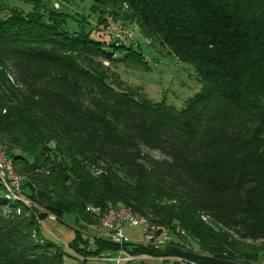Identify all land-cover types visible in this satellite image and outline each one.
I'll use <instances>...</instances> for the list:
<instances>
[{"label": "trees", "instance_id": "1", "mask_svg": "<svg viewBox=\"0 0 264 264\" xmlns=\"http://www.w3.org/2000/svg\"><path fill=\"white\" fill-rule=\"evenodd\" d=\"M30 1L32 12L0 17V145L30 202L0 182V264H63L44 221L97 223L89 204L178 227L175 245L124 246L171 258L161 264H255L264 256V0H91L86 16ZM107 16L135 22L191 65L201 89L175 108L123 88L110 64L144 66V52L105 33ZM67 18L80 29H64ZM93 243V256L119 247Z\"/></svg>", "mask_w": 264, "mask_h": 264}, {"label": "rangeland", "instance_id": "2", "mask_svg": "<svg viewBox=\"0 0 264 264\" xmlns=\"http://www.w3.org/2000/svg\"><path fill=\"white\" fill-rule=\"evenodd\" d=\"M41 1L42 9L64 10L65 8L67 11L85 16L89 13V6L91 4V0H70L69 2L59 0ZM33 6V2L30 0H0V17L7 16L9 9H16L28 14L33 11ZM123 7L125 8V5H123ZM107 17L110 18V24L116 25L117 28L126 33H130L134 39L133 43L142 47V51L144 52V66L136 61H131L132 63L128 62L129 66H126L123 62L110 64L112 70L116 72L120 79L119 82H121L120 84L123 88L127 90L133 89L139 97L148 98L151 101H164L175 108L182 107L188 98L192 97L201 89V83L192 66L188 63L179 61L174 55L169 53L166 48L154 46L151 38L142 33L135 22L126 21L124 24L120 19L115 20L112 16ZM87 19L90 20L91 25H95L96 18L93 14L87 17ZM62 25L64 29L70 32L80 29L78 23L71 18H67ZM84 25L87 30V25ZM104 32L108 33L105 28ZM145 64H148L149 69ZM144 67L146 69H144ZM154 154L158 157L160 156L157 152H154ZM14 173L19 176L15 171ZM3 185L10 191V185ZM10 195L22 197V200L24 199L23 196L15 195V192H10ZM84 227L86 228L88 226L84 225ZM78 231L82 236V240L77 239L74 241ZM43 232L48 235L52 241L62 246L65 251L63 255V264H114L101 258L108 251L102 250L99 252V255L93 256L96 255L94 253L97 252V247L93 241H90L87 229L81 228V226L78 227L74 217L70 214L64 215L62 220H45ZM123 232L131 244L136 245L144 241L141 225L129 226L125 224ZM87 239L88 244L86 245L87 248H85L84 244L85 242L87 243ZM174 242L176 241L174 240ZM185 243L187 244L185 248L188 249L189 247L192 251L197 249L192 241L187 240ZM74 244H77V246H73ZM175 244L176 243L172 242L169 245ZM70 246L78 249L84 256L75 253ZM91 252L93 255L89 254ZM132 264H161V260L158 258H145L143 260H135ZM255 264H264V257L259 258Z\"/></svg>", "mask_w": 264, "mask_h": 264}, {"label": "built area", "instance_id": "3", "mask_svg": "<svg viewBox=\"0 0 264 264\" xmlns=\"http://www.w3.org/2000/svg\"><path fill=\"white\" fill-rule=\"evenodd\" d=\"M105 30L108 31L118 43L134 42L130 33H121V29H117L116 25L110 24L109 17H106ZM0 182L5 185H10V192H15V195L22 196L20 192V180H18L16 175H13L11 168H9V164H5L3 149H0ZM24 199L27 198L24 197ZM86 207L91 208L94 212H98L97 205L89 204L86 205ZM49 218L55 220V216L52 214L49 215ZM81 224L83 225L81 228L87 229L90 241H93L95 238H102L116 243L119 246L117 251L107 252L101 257L105 261H110L114 264H128L134 260L145 258H158L161 261L165 258L171 259L170 257L154 256V254L151 253H132L124 248L126 244H130L123 232L125 224L129 226H142L144 241L138 245L157 249L173 242L169 240L167 233H164L163 230L156 227V223H154V226H146V222H139L127 216L126 210L119 213H112L105 210V212H101V219H98L97 223H86L85 221H81ZM84 225L88 227L85 228Z\"/></svg>", "mask_w": 264, "mask_h": 264}, {"label": "bare ground", "instance_id": "4", "mask_svg": "<svg viewBox=\"0 0 264 264\" xmlns=\"http://www.w3.org/2000/svg\"><path fill=\"white\" fill-rule=\"evenodd\" d=\"M117 29H119V28H117ZM121 33H126V32L121 30ZM0 149H2L1 145H0ZM4 161H5V164H9V168H11L13 175H16L14 173V171H13L12 163L8 159H6L5 156H4ZM17 177H18V180L21 181V177L20 176H17ZM22 201L24 203L30 205L29 202L27 201V199H25V200L23 199ZM97 208H98V212H94V211H92L91 208H87V207H86V210L88 212H90V213L97 214L99 216V219H101V212H105V210L109 211V212H112V213H119V212H122V211L126 210L127 211V216H129L130 218L138 220L139 222H146V226H154V223H151L145 217L136 215V214L132 213L129 209H127L125 207H121V206H116L115 207V206H112V205L108 204V205H105V206H97ZM156 227L159 228L160 230H163L164 233H167V236L169 237V240L173 241V243H176V242H174V240H175L174 239V235H175V233L179 232V228L178 227L169 228V227H167L165 225H162V224H156Z\"/></svg>", "mask_w": 264, "mask_h": 264}, {"label": "crops", "instance_id": "5", "mask_svg": "<svg viewBox=\"0 0 264 264\" xmlns=\"http://www.w3.org/2000/svg\"><path fill=\"white\" fill-rule=\"evenodd\" d=\"M262 257H264V256H261L260 258H262Z\"/></svg>", "mask_w": 264, "mask_h": 264}]
</instances>
